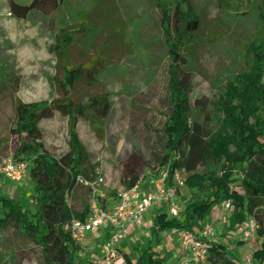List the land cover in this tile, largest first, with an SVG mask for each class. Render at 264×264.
Wrapping results in <instances>:
<instances>
[{
	"label": "rangeland",
	"instance_id": "rangeland-1",
	"mask_svg": "<svg viewBox=\"0 0 264 264\" xmlns=\"http://www.w3.org/2000/svg\"><path fill=\"white\" fill-rule=\"evenodd\" d=\"M16 1L26 4L31 0ZM166 1L173 6L179 3L186 10L182 6L183 0ZM190 1L202 15L197 33L199 41L191 60L193 87L189 94V115L192 120L206 122L209 128L215 129L222 119L221 100L225 85L245 67L248 45L257 35V4L264 5V0ZM98 7L103 9L102 13L96 18L94 15L90 28L79 33L77 42L68 46L67 59L63 62L56 48L58 34L78 31L85 16L92 10L97 13ZM160 15L153 0H63L60 8L51 15L32 12L26 19H18L10 13L8 0H0L1 195L28 208L31 215L36 212L37 194L30 178L27 176L22 182L14 183L4 176L2 170L9 158L22 162L17 150L20 143L26 141L24 134L16 133L19 128L15 124L14 101L34 103L58 98L63 66L81 62L79 41L89 36L94 39L89 46V56L102 45H111L112 63L100 75L97 87L78 84L71 91V98L85 103L88 95L104 92L111 104V112L102 123L89 124L81 119L76 126L78 138L86 148L97 176L103 178L97 188L103 196L101 205L103 208L113 205L119 192L125 188L122 181L125 169L143 180L157 175L151 163L152 146L162 134L163 112L168 105V50L160 27ZM197 101L205 102V105L197 104ZM38 127L47 152L58 156L68 150L66 117L56 112L52 118L39 121ZM25 162L30 163L29 160ZM236 189L240 190L237 186ZM176 194L179 205L184 208L187 200L199 199L202 192L182 186L176 189ZM92 198V190L80 185L68 203L73 210L80 212L84 206L90 205ZM161 211L171 217L166 206L162 209L155 207L142 216L146 227L138 229L132 236L125 235L121 248H133L128 254L133 264H137L139 251L148 246V240L155 250L160 241L162 248L156 251L161 253L166 242L172 240L175 243V230L159 234L160 239L149 231ZM260 214L263 218L264 209ZM2 216L0 208V218ZM231 218L237 225L233 209H222L221 221L226 222L220 224L219 232L213 230V238L227 240L230 249L239 238L236 226L231 225ZM177 219L182 220V216L179 214ZM106 228L104 225L86 234L78 244L80 250L74 255L77 264H100L108 239L105 238ZM259 238L257 235L253 241ZM229 254L235 252L229 250ZM120 255L123 252L120 251ZM242 256L251 257V246L242 252ZM0 264H43L41 247L13 227L3 229L0 231ZM166 264L176 263L169 259Z\"/></svg>",
	"mask_w": 264,
	"mask_h": 264
},
{
	"label": "trees",
	"instance_id": "trees-1",
	"mask_svg": "<svg viewBox=\"0 0 264 264\" xmlns=\"http://www.w3.org/2000/svg\"><path fill=\"white\" fill-rule=\"evenodd\" d=\"M63 0H31L22 4L8 0L10 13L26 19L32 12L48 16L56 12ZM160 11V27L167 44V100L163 112L162 134L157 139L151 155L153 170L168 171L166 185L173 184L175 172L184 177V186L202 192L199 199L187 200L180 215L168 217L166 212L155 216L152 236L167 230L200 231L213 207L229 201L236 223H244L252 216L259 224L258 236H264L261 209H264V5L257 4L255 27L257 35L248 45L245 67L227 81L222 93V119L217 128L208 123L192 120L189 94L192 92V55L199 41L201 12L190 0H183L186 10L166 0H153ZM97 13L92 10L85 16L78 31L60 32L56 38L58 57L66 62L68 46L77 42L79 33L86 32ZM95 13V14H94ZM92 30V29H91ZM92 33V32H91ZM90 33V34H91ZM94 39L79 41L81 62L63 66L60 96L51 101L23 103L15 99V124L17 134H24L18 154L30 161L28 177L34 183L37 209L31 215L28 208L16 200L0 194V231L13 227L40 245L43 264H77L74 255L80 250L66 228L73 219L84 221L90 205L76 212L68 203L80 177L92 182L97 170L86 148L78 138L76 126L84 119L89 124L102 123L111 112L107 94L88 95L84 102H75L71 91L76 85L97 87L99 77L112 63L110 46H101L89 56V46ZM146 99V98H144ZM149 99V98H148ZM146 99V101H148ZM205 105V102L197 101ZM58 112L67 118L68 150L58 156L44 149L39 121L52 118ZM127 164L125 163V166ZM201 169V171L199 170ZM124 189L131 187L138 178L124 170ZM128 180V181H126ZM236 186L240 189L237 190ZM89 190H91L88 187ZM101 197L97 200L101 203ZM157 237V238H158ZM210 258L224 264H239L223 244L212 241ZM125 264H132L123 255ZM170 256H160L153 247L139 251L137 264H166ZM252 261L264 264V241L254 250Z\"/></svg>",
	"mask_w": 264,
	"mask_h": 264
},
{
	"label": "built area",
	"instance_id": "built-area-1",
	"mask_svg": "<svg viewBox=\"0 0 264 264\" xmlns=\"http://www.w3.org/2000/svg\"><path fill=\"white\" fill-rule=\"evenodd\" d=\"M18 163L9 158L4 166V176L14 183H20L29 174L30 163ZM168 171L159 169L156 176L147 179H138L131 187L123 189L117 195L115 202L108 208H103L97 200V196L103 197L98 191V186L103 183V178L96 176L92 181L77 179V184H83L92 190L93 198L90 203L89 213L84 221L73 219L66 227L74 242L79 244L85 239L86 234L92 230L108 226L109 237L103 247V256L100 264H125L116 249V245L123 240L129 224L142 225V216L154 205L166 206L171 217H178L181 207L178 203L176 189L184 186V177L177 171L173 177V184L166 185ZM222 209H233L229 201L222 204ZM259 229L256 219L249 216L245 226L240 228L241 238L244 241H253ZM176 238L181 249L185 252L183 264H224L221 260L210 258V245L213 241L212 224L205 223L200 231L194 233L191 230L176 232ZM245 264H253L251 258L245 260Z\"/></svg>",
	"mask_w": 264,
	"mask_h": 264
},
{
	"label": "crops",
	"instance_id": "crops-1",
	"mask_svg": "<svg viewBox=\"0 0 264 264\" xmlns=\"http://www.w3.org/2000/svg\"><path fill=\"white\" fill-rule=\"evenodd\" d=\"M220 206L221 205L217 206V208L216 207L214 208V210L211 212V215L206 219V222H205V223L212 224V229L215 230V231H218V232H219V230L221 228L220 227V224L222 222L224 223V221L226 222V220H224V219L221 221V210H222V207H220ZM155 207H158L159 209H162V205L156 204L149 211H151ZM228 221L229 220H227V222ZM230 221H231V225L232 226H234V227L236 226L237 233H238V236H239V238L236 239V243L234 244V246H232L231 249H230L229 248L230 245L227 243V240H224V239L223 240H219V239L218 240H215V239H213V240L214 241H217V242H219L221 244H223L224 246H226V248H227L228 251L229 250H233L235 252L234 255L231 254V256H232L231 259L232 260H234L236 263H239V264H245V260L247 258L242 256V252L244 250H246L247 247H250L251 246V257H248V258H252V254H253L254 250L260 248L261 243L264 241V236H261L258 240L256 239V241H244L241 238V233H240V229H239L238 226H241V228H242L245 225H239V224L236 225L235 223L232 222L233 221L232 218L230 219ZM146 225L147 224H144L143 223V219H142V225H140V226L134 225V224H129L127 226L126 234H128V236H132L133 234H135L138 231V229L144 228V227H146ZM262 226L264 228V216H263V224H262ZM104 230L106 231L105 232V238H108L109 237V233H110V227L107 226V228L104 229ZM149 231L152 233V229L149 230ZM196 232H197V230H196ZM162 234L163 233H161L160 235H162ZM125 239L126 238L124 237L123 240L116 245V249H117L119 255H120V251H121V252H123V255H127L128 256L130 250H133V248H130V249L121 248V244H122V242H124ZM161 248L162 247L160 246V241H159V244H158L156 250H160ZM159 252H157V253L160 256H163L164 254H166V255H168L170 257L172 256V258H170V260L173 259L176 264H183V262H184L185 252L179 246V243L177 241V238L175 240V243L172 240L170 242L169 241L166 242V245H165L164 250L162 251V253L160 252L161 253L160 254ZM123 255H120V256L123 257ZM132 264H133V262H132Z\"/></svg>",
	"mask_w": 264,
	"mask_h": 264
}]
</instances>
